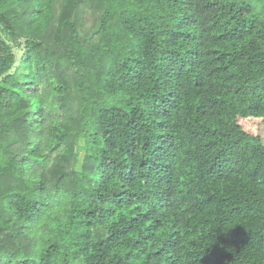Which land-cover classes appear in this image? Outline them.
<instances>
[{
    "label": "trees",
    "instance_id": "16d2710c",
    "mask_svg": "<svg viewBox=\"0 0 264 264\" xmlns=\"http://www.w3.org/2000/svg\"><path fill=\"white\" fill-rule=\"evenodd\" d=\"M0 264H264V0H0Z\"/></svg>",
    "mask_w": 264,
    "mask_h": 264
},
{
    "label": "rangeland",
    "instance_id": "374dc122",
    "mask_svg": "<svg viewBox=\"0 0 264 264\" xmlns=\"http://www.w3.org/2000/svg\"><path fill=\"white\" fill-rule=\"evenodd\" d=\"M19 73V71H18ZM25 75H27L26 71H25ZM37 77L36 78H33V83L32 85H30V88L28 87L26 92L27 93H33L34 90H35V86L37 85L38 87V93H40V96H41V105L38 103V93L36 92V97L35 96H31L30 99H31V104H32V108H33V113H34V120L38 118V115H37V111L39 109H44V114H43V118L45 121V123H56L57 121H59L60 119V111H59V105H58V102H57V97H55V94L52 92L51 89L45 87V82H44V78H40L37 74ZM19 76V74H18ZM41 123H39V121H37L39 124H37L38 126L40 124H42L43 120L40 119ZM76 152H77V155H78V164H77V169H81V166H82V160L85 156V150L83 148H78L76 147ZM47 164V163H46ZM42 166V167H45V164L42 163L41 160H29L28 161V165H27V170L28 171H33L35 169H39V167ZM46 232L47 231V227H42V231L38 233V236H42V235H39L41 234L42 232Z\"/></svg>",
    "mask_w": 264,
    "mask_h": 264
}]
</instances>
